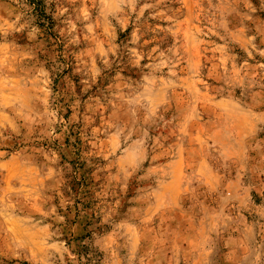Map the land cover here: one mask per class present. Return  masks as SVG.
Listing matches in <instances>:
<instances>
[{
	"label": "rangeland",
	"instance_id": "obj_1",
	"mask_svg": "<svg viewBox=\"0 0 264 264\" xmlns=\"http://www.w3.org/2000/svg\"><path fill=\"white\" fill-rule=\"evenodd\" d=\"M38 1L0 0V264H264V0Z\"/></svg>",
	"mask_w": 264,
	"mask_h": 264
},
{
	"label": "trees",
	"instance_id": "obj_2",
	"mask_svg": "<svg viewBox=\"0 0 264 264\" xmlns=\"http://www.w3.org/2000/svg\"><path fill=\"white\" fill-rule=\"evenodd\" d=\"M28 3L34 7H36L39 3L38 0H26ZM89 247L87 245H82L79 249L76 250V253L82 255H86V253L89 251Z\"/></svg>",
	"mask_w": 264,
	"mask_h": 264
}]
</instances>
